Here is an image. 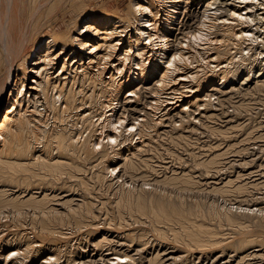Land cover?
I'll use <instances>...</instances> for the list:
<instances>
[{
    "label": "bare ground",
    "instance_id": "1",
    "mask_svg": "<svg viewBox=\"0 0 264 264\" xmlns=\"http://www.w3.org/2000/svg\"><path fill=\"white\" fill-rule=\"evenodd\" d=\"M126 1L0 0V264L264 257V212L200 199L246 192L240 173L201 180L241 125L199 119L220 136L203 153L189 137L213 98L264 95V0ZM162 124L192 162L143 153Z\"/></svg>",
    "mask_w": 264,
    "mask_h": 264
},
{
    "label": "rangeland",
    "instance_id": "2",
    "mask_svg": "<svg viewBox=\"0 0 264 264\" xmlns=\"http://www.w3.org/2000/svg\"><path fill=\"white\" fill-rule=\"evenodd\" d=\"M121 2H122L121 5H124L126 4L127 1L121 0ZM262 53H264V50H262ZM242 91L244 90L239 88L238 92L233 93V97H232L233 100L231 98L228 99L226 97L225 98L226 100L218 101L216 97L213 98V103L207 108L209 110L207 112L200 111V113L195 116V118L197 119L193 121V123L195 124L196 130L193 133H191L189 136L190 139L192 140V143H191L192 148L190 150L197 151L201 149L199 150V152L203 153L205 149L208 148L209 143L220 138V136L217 134L207 133V131H203L201 124L198 121L199 119L204 121L206 124H210L211 122H213V123H216V125H220L223 127L227 126L228 125L227 122L230 121V119H232L234 122H231V124L237 123L241 125L240 130L237 132H234V135L237 136L238 139L244 136L248 138L247 140L242 141V144L240 145L242 148L239 150L232 149L231 152H228V154H226L225 159L222 158L221 160L222 162L220 164L222 171H219L218 175H215L218 177H213V174L212 176L211 174H209V176L207 177L202 176L203 178H201V180L202 181H205V180L206 181H210V180L219 181L221 179L226 178L228 174L230 176L237 178V173H240L241 177L237 179H240L239 180L240 182H244L248 184L247 185L248 187L245 190L246 192H243V194L242 193L237 194L236 192H231L230 194L225 193L224 196L221 194H215L212 192L209 194L203 193L200 199L205 200L207 202H216L217 205L219 206L228 207L232 209L234 213L240 214L241 212L248 211L254 214L255 216L253 217V219H256V215H258V213L264 212V106L262 105L263 102H261V100L259 102V100H256V99L259 97H263L264 95H261V94L258 95V93H254L251 96L246 95L244 99L245 101H249L250 105L248 106L246 110L243 109L241 111H236L234 108V105L237 103V100L240 97L239 93ZM217 94L218 93L212 94V96H217ZM232 101H235V102H232ZM211 112H213V115L207 118L206 115ZM170 125L171 124H162L161 126L158 125L157 132L154 133L157 137L155 139H152L151 142L148 143L151 149L143 151V153H145V155L150 158V161H152V163L156 165L159 172L167 171L168 170L167 165H171L173 161L178 160L180 157L181 158L183 157L188 162H192V158H190V155L187 154L186 148L182 146L180 147L175 146L174 143H170L168 141L167 139L168 135L165 134V131L168 129H171ZM142 128H144V126H142ZM149 132L152 133L153 130H149ZM125 135H128L125 140L128 142L124 144V146H127L130 143L129 141H130L131 134H125ZM155 145H158L160 147H158V149H155L154 148ZM114 146H117V144H114ZM166 146H169V149L164 148ZM171 151H173V153H171ZM240 160H243V161L239 163ZM246 160L248 161L245 163ZM225 161H229V163L231 164V167H230V164H227V162ZM238 163L240 164V166ZM241 164L242 165L244 164L243 166H245V164L247 165L244 168ZM198 173L199 171L195 172V174L197 175ZM105 179H108V177H106ZM255 183H259L260 187H255L254 186ZM254 211L258 213L255 214L253 213ZM109 238L114 240L112 242L113 245L116 244V242L118 241L113 236H110ZM230 252L231 251L228 252L229 254L223 253L217 258H215V255L206 256L198 264H223L225 263V261L228 262V264H237V263L238 264H263L264 262V257L250 258V259H247L245 263L242 261L238 262L239 253L237 255V253L230 254ZM262 252L264 253V250H262ZM135 256L136 254H132L131 261H133L132 258L134 259ZM137 261L135 260V262ZM135 262L133 263L134 264H145V262L142 260L138 261V263H135ZM193 264H196V262H194Z\"/></svg>",
    "mask_w": 264,
    "mask_h": 264
}]
</instances>
